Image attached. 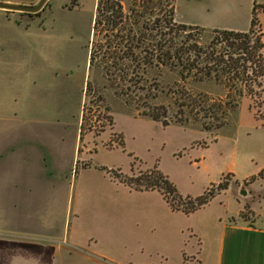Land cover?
I'll return each instance as SVG.
<instances>
[{
	"label": "rangeland",
	"instance_id": "374dc122",
	"mask_svg": "<svg viewBox=\"0 0 264 264\" xmlns=\"http://www.w3.org/2000/svg\"><path fill=\"white\" fill-rule=\"evenodd\" d=\"M249 1L176 0V20L205 30H234L241 27ZM95 2L51 0V13L40 37L26 38V64L35 70L36 85L33 97L26 99L25 126L36 131L30 139L53 151L56 164L51 179L56 188L43 186L42 197L37 200L40 206L97 212L96 223L109 226L110 237L140 241L164 238L165 232L157 227L216 221L227 210L235 213L248 201L244 193L247 188L264 192L260 181L247 180L251 183L245 186L246 178L258 177L264 168V120L255 118L253 100L243 97L239 110L230 114L227 125L216 134L201 130L197 123L190 127L162 126L136 116L133 106L114 94L99 71L88 70L87 46ZM45 12L46 7L40 14ZM262 29L264 33V23ZM156 75V71L150 72L149 78ZM89 80L90 90L85 96ZM177 80L176 74L163 71L158 87L165 92L166 86ZM191 88L216 98L225 94L222 86L211 82ZM155 102L168 106L171 100L162 95ZM175 111L169 110L167 116ZM260 112L264 114V102ZM86 164L89 167H83ZM155 167L182 196H200L221 180H227L228 186L193 214L174 217L159 205V195L137 193L109 173L136 177ZM252 202L256 211L264 213V202L259 204L257 198ZM246 210L243 213L247 215ZM106 235L101 232L98 241L109 240ZM101 250L108 253L107 248Z\"/></svg>",
	"mask_w": 264,
	"mask_h": 264
},
{
	"label": "crops",
	"instance_id": "0c3cea01",
	"mask_svg": "<svg viewBox=\"0 0 264 264\" xmlns=\"http://www.w3.org/2000/svg\"><path fill=\"white\" fill-rule=\"evenodd\" d=\"M38 1L0 0L22 6H34ZM50 1L43 6L45 14L40 10L39 15L0 9V264H264V213L256 211L252 202L257 198L262 204L263 191L247 188L248 201L240 202L235 213L227 210L216 221L157 227L165 232L164 238L140 241L110 237L111 228L96 223L97 212L40 206L37 200L43 186L56 188L51 180L56 164L53 151L30 139L36 131L25 126L26 99L33 97L36 85L35 70L26 64V38L40 37L51 13ZM263 1H249L241 27L234 31L249 28L253 5H264ZM260 20L263 24V14ZM247 180L264 183V174L246 178L245 186L251 183ZM134 191L157 194L160 206L174 217L185 216L172 210L156 190ZM245 208L246 218L242 216ZM100 231L107 232L109 240L98 241ZM104 248L108 253L101 250Z\"/></svg>",
	"mask_w": 264,
	"mask_h": 264
},
{
	"label": "trees",
	"instance_id": "16d2710c",
	"mask_svg": "<svg viewBox=\"0 0 264 264\" xmlns=\"http://www.w3.org/2000/svg\"><path fill=\"white\" fill-rule=\"evenodd\" d=\"M175 3L176 0H96L87 46L89 72L99 71L114 94L133 106L136 116L162 126L190 127L197 123L201 130L216 134L227 125L230 114L239 110L243 97L253 100L255 118L264 120L260 112L264 102V33L260 20L264 5H253L246 31H234L181 24L176 20ZM154 71L158 75L149 78ZM163 71L178 77L166 86L165 92L157 83ZM206 82L222 86L224 97L191 88ZM90 84V80L86 82L85 96ZM162 95L170 97V105L155 102ZM173 108L175 114L167 116ZM84 116L83 113L82 130ZM109 173L133 190L158 191L172 210L185 214L204 207L228 186L227 180H221L200 196L190 197L178 193L156 167L136 177Z\"/></svg>",
	"mask_w": 264,
	"mask_h": 264
},
{
	"label": "water",
	"instance_id": "95a60500",
	"mask_svg": "<svg viewBox=\"0 0 264 264\" xmlns=\"http://www.w3.org/2000/svg\"><path fill=\"white\" fill-rule=\"evenodd\" d=\"M47 0H40L36 5L34 6H22V5H13V4H7V3H1L0 2V9L7 10V11H17L21 13H38L40 10L43 9V6Z\"/></svg>",
	"mask_w": 264,
	"mask_h": 264
}]
</instances>
